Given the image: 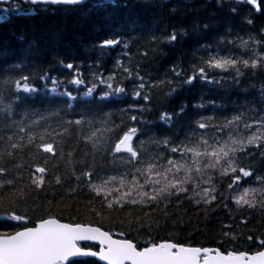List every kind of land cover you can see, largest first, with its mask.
<instances>
[{
	"label": "snow or ice",
	"instance_id": "6c2138e0",
	"mask_svg": "<svg viewBox=\"0 0 264 264\" xmlns=\"http://www.w3.org/2000/svg\"><path fill=\"white\" fill-rule=\"evenodd\" d=\"M216 3L233 17L245 7L242 22L249 26H255L253 13L264 16V0ZM153 8L155 0H0V22L46 20L61 11L96 15L100 24L90 50L103 56L119 49L112 70L99 71L98 56L95 65L88 64L86 78L80 64L49 46L60 42L58 31L24 26L0 37V264H264V235L247 236L257 246L254 252L150 235L140 243L123 231L113 238L111 230L92 223L61 222L54 215L33 219L18 210L26 189L39 190L48 181L47 165L55 159L65 172L52 173L48 182L73 181L69 196L86 188V211L100 220L128 205L168 215L173 201L179 208L187 200L197 209L202 205L205 218L223 207L231 222L221 224V236L236 240L235 212H240L237 227L248 223L240 210L264 214V174L253 163L259 159L264 165V24L246 38L239 33L232 38L230 23L220 31L208 19L157 32L147 21ZM181 41L191 48L190 56L172 60L159 78L143 72L145 62ZM47 56L52 59L44 67ZM57 67L68 71L54 74ZM245 78L255 93L250 99L249 90L241 88ZM197 84L214 94L161 110L156 133L139 139L137 125L147 123L143 114L151 110L154 90L174 97ZM225 85L235 86L230 94L236 99L224 98ZM120 104L126 106L118 108L117 123L103 109ZM73 132L75 144L65 152ZM26 150L27 167L21 162ZM143 216V223L136 217V229L151 230L150 213Z\"/></svg>",
	"mask_w": 264,
	"mask_h": 264
},
{
	"label": "trees",
	"instance_id": "16d2710c",
	"mask_svg": "<svg viewBox=\"0 0 264 264\" xmlns=\"http://www.w3.org/2000/svg\"><path fill=\"white\" fill-rule=\"evenodd\" d=\"M174 7L176 8V12L175 15H172L171 12ZM245 15H247V9L241 7L240 13L233 17L227 8H218L216 0H155V8L150 9L147 13V21L157 32L166 26L171 30L172 25L183 24L184 26H188L194 21L204 19L212 20L214 25L219 26L220 31H225L224 25L227 22L232 26V38L237 33L246 38L250 32H255L261 24H264V16H258L253 13L255 26H249L242 22V17ZM99 24L100 20L96 15L66 14L61 11L55 15H50L46 20H40L39 18L12 19L7 22H0V37L8 38L12 31L24 26H37L40 30H47L49 32L58 31L61 35L60 42L49 41V46L60 52L69 62L80 64L85 77L89 78V63L95 65L97 57L99 56L100 66L98 70L103 71L106 75L112 70L114 64L113 58L119 52V49H117L116 51L100 56L99 53L90 50L91 40L97 34ZM233 51L238 53L240 50L234 48ZM185 53L190 56L191 48L181 41L174 49L164 48L163 55H157L145 62L142 70L146 75L150 73L154 79L159 78L165 73L172 60L179 59ZM74 57L76 59L73 61ZM51 59V56L45 58L44 67H49L47 61ZM184 66L187 67L186 59ZM67 71V69H59L57 67L54 70V74H59L60 72L66 74ZM254 82L258 88L260 85L259 77ZM208 87H200L197 84V87L188 91H181L174 97H165L154 90L152 93V102L148 105V108L151 110L143 114L147 123L137 125L141 130L139 139H146L148 135L156 133L157 129L154 125L158 120V114L161 110L172 111L179 104H190L191 102L198 101L201 95H213L214 93L207 91ZM234 87V85H225L223 89H220L225 99H236L234 95L230 94ZM241 88L249 90V99L252 95H255L248 86V78H245V84L241 85ZM141 103L143 102L141 101ZM125 106V104H120L118 106L104 108L103 111L112 112V119L120 123L121 116L118 108ZM81 110L77 108V111ZM124 123L130 124L131 122L125 118ZM74 144L75 132H73V139L66 143L65 152L70 150ZM78 155L79 152H77ZM30 160L31 157L26 150L23 153L21 162L27 167V163ZM40 163H43V161H40ZM253 163L258 173L264 174L261 171L264 165L260 164L259 159ZM47 167L50 173L48 181L52 180V173L63 175L65 172L64 163L58 162L55 159H50ZM21 175L24 176V183H28L27 173H21ZM252 179L255 180V177ZM48 181L39 190L28 192L26 189V199L25 201L19 202L18 210L22 213L26 211L33 219L40 216L46 217L47 215H54L61 222L92 223L95 226L102 227L103 230H111L114 237H116L115 233L123 231L129 238H134L140 243L147 240L150 235L156 240H172L191 246L203 245L215 247L219 243L224 249L234 248L236 250L254 252L257 250V246L251 244L247 236L249 234L253 236L264 235V214L259 209L240 210L244 212L248 223L247 225H240L239 227L237 225L239 224L240 212H235L236 219L233 222L231 231L236 236V240H232L221 236V224L231 222L228 219V212L223 207L215 211L210 210L207 218H205L203 206L201 205L197 209L187 200L183 201L179 208L176 207L175 201H173L167 207L168 215H165L164 211H155L149 208L137 211L139 206L128 205L125 206L124 211L113 213L111 218L100 220L86 211L85 205L90 195L86 188L77 189L75 193L69 196L67 194V188L71 186L73 181L64 180L61 185H56L54 182L49 183ZM160 207L164 209V205ZM232 207L235 209L234 205ZM129 211H131V215H126ZM145 211L150 213L151 230H149L147 225L137 230L136 217L139 215L141 217V223H143L145 219L143 213ZM128 221L132 222L131 227H129Z\"/></svg>",
	"mask_w": 264,
	"mask_h": 264
},
{
	"label": "water",
	"instance_id": "95a60500",
	"mask_svg": "<svg viewBox=\"0 0 264 264\" xmlns=\"http://www.w3.org/2000/svg\"><path fill=\"white\" fill-rule=\"evenodd\" d=\"M114 238V237H113ZM81 243H90V242H81Z\"/></svg>",
	"mask_w": 264,
	"mask_h": 264
}]
</instances>
